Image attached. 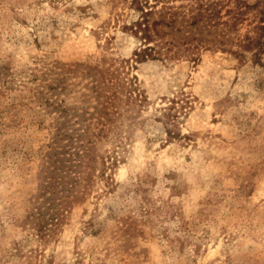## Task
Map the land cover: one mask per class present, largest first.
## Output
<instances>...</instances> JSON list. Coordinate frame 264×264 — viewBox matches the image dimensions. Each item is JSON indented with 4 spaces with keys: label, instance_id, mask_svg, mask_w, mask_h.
<instances>
[{
    "label": "rangeland",
    "instance_id": "374dc122",
    "mask_svg": "<svg viewBox=\"0 0 264 264\" xmlns=\"http://www.w3.org/2000/svg\"><path fill=\"white\" fill-rule=\"evenodd\" d=\"M220 3L0 0V264H264V0Z\"/></svg>",
    "mask_w": 264,
    "mask_h": 264
},
{
    "label": "trees",
    "instance_id": "16d2710c",
    "mask_svg": "<svg viewBox=\"0 0 264 264\" xmlns=\"http://www.w3.org/2000/svg\"><path fill=\"white\" fill-rule=\"evenodd\" d=\"M134 5L137 9H139L142 13L141 20L137 22V28L140 29L141 35L144 39L152 38V31L150 28L149 16L156 11H159L163 15L168 14L169 19H166L164 16L161 18L162 22L166 24H170L175 21L176 15L183 14L188 15L189 20L188 24L194 25L199 24L201 22V26H208L216 24V21H220L221 19V10L218 5H220V0H187L186 3L174 4V0H133ZM240 8L237 10H233L231 8H227V12H233L235 16H233V23L236 22V19L243 14L245 8L249 5L244 1H239ZM218 17V18H215ZM223 21V20H222ZM236 24V23H235ZM255 28H259L260 30H264L263 24H255ZM137 32V30H136ZM262 33L257 36H251L250 34L245 35V40L241 43V46L247 48L255 49L254 55L259 59L262 52H264L263 42L264 40L261 38ZM153 50V46L147 45L144 50ZM143 50V51H144ZM140 54V51H137ZM150 53V52H146ZM239 53V52H238ZM137 54V55H138ZM151 55V53H150ZM53 186L52 184H48L47 187ZM55 215L57 212H53L51 217L49 218L51 221H54ZM42 225L39 226L41 229Z\"/></svg>",
    "mask_w": 264,
    "mask_h": 264
}]
</instances>
